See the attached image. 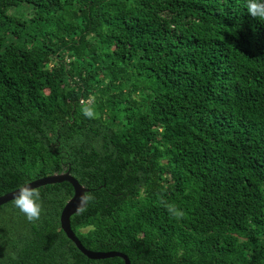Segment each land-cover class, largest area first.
Instances as JSON below:
<instances>
[{
    "label": "trees",
    "instance_id": "1",
    "mask_svg": "<svg viewBox=\"0 0 264 264\" xmlns=\"http://www.w3.org/2000/svg\"><path fill=\"white\" fill-rule=\"evenodd\" d=\"M68 169L88 249L264 264V20L247 0H0V195ZM37 189L38 221L0 205V264H124L60 228L70 183Z\"/></svg>",
    "mask_w": 264,
    "mask_h": 264
},
{
    "label": "water",
    "instance_id": "2",
    "mask_svg": "<svg viewBox=\"0 0 264 264\" xmlns=\"http://www.w3.org/2000/svg\"><path fill=\"white\" fill-rule=\"evenodd\" d=\"M63 181L70 183L73 188V194L64 204L59 216L60 228L63 230L66 236L75 244L77 249L89 259H105L117 256L123 259L124 264H130V260L127 255L120 251H98L86 248L72 230L70 216L78 212L77 205L79 203L81 193H84L85 191L88 192L89 189L83 186L73 175H71L69 169L63 172L48 174L46 176L33 179L31 180V183L32 187L37 188L42 185L59 183ZM17 190L18 188L0 195V205L13 200V194Z\"/></svg>",
    "mask_w": 264,
    "mask_h": 264
},
{
    "label": "clouds",
    "instance_id": "3",
    "mask_svg": "<svg viewBox=\"0 0 264 264\" xmlns=\"http://www.w3.org/2000/svg\"><path fill=\"white\" fill-rule=\"evenodd\" d=\"M247 12L254 18L264 20V0H247ZM83 114L89 118L94 115L91 107H84ZM94 197L85 191L81 193L79 203L77 205L78 212H84L87 209V204L90 203ZM41 193L39 189L32 187L31 181L26 180L18 187V190L13 194V205L19 209L21 213L27 218L29 222H35L40 219ZM168 210L177 218L183 216V213L178 211L173 205H166Z\"/></svg>",
    "mask_w": 264,
    "mask_h": 264
}]
</instances>
